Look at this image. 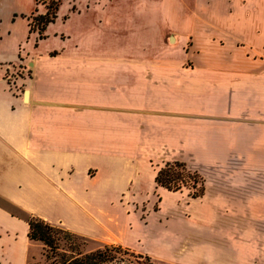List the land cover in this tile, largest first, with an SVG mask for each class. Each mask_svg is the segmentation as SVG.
Wrapping results in <instances>:
<instances>
[{
  "label": "crops",
  "instance_id": "1",
  "mask_svg": "<svg viewBox=\"0 0 264 264\" xmlns=\"http://www.w3.org/2000/svg\"><path fill=\"white\" fill-rule=\"evenodd\" d=\"M18 1L0 0V264H26L27 217L144 264H264V0H64L41 36ZM167 162L203 195L157 186Z\"/></svg>",
  "mask_w": 264,
  "mask_h": 264
},
{
  "label": "trees",
  "instance_id": "2",
  "mask_svg": "<svg viewBox=\"0 0 264 264\" xmlns=\"http://www.w3.org/2000/svg\"><path fill=\"white\" fill-rule=\"evenodd\" d=\"M63 1L35 0L36 8L28 18V33L36 32L41 36L47 25L55 20ZM40 7L43 13H39ZM155 183L174 192L186 188L191 198L204 193L203 177L182 162L165 163L158 170ZM26 220L29 246L39 245L42 250L38 256H27L26 264H142L151 261L127 248L79 236L35 217Z\"/></svg>",
  "mask_w": 264,
  "mask_h": 264
},
{
  "label": "rangeland",
  "instance_id": "3",
  "mask_svg": "<svg viewBox=\"0 0 264 264\" xmlns=\"http://www.w3.org/2000/svg\"><path fill=\"white\" fill-rule=\"evenodd\" d=\"M30 2H31V0H19L18 1V3H20L19 4V6H21V7H24V6H28V5H30ZM43 11H44V9L42 8V7H40L39 8V13H43ZM23 30H24V26L21 24V27L19 28V31L20 32H22L23 33ZM187 40V45H189L190 44V41H189V39H186ZM22 66V65H21ZM25 67H26V65H25ZM17 69H18V67H17ZM16 73L17 74H20V75H24V73H26V70L24 69V70H16ZM182 190H186L188 193H189V190L188 189H186V188H183ZM181 191V190H180ZM173 197L172 196H168V198H167V201L170 203V202H172V201H174V199H172ZM156 219L154 218L153 219V223H154V225L156 226L157 225V221H155ZM142 224V223H141ZM146 231V230H145ZM144 229H143V227H139L138 228V230H137V232H135V235L130 239V240H132V242L135 240V238L136 237H139L140 235H144ZM149 232L150 231H146V234H145V241H144V243H143V246H142V250H144V249H147L148 251H154V246H153V244H151L150 242H149V240L147 239L148 238V234H149ZM29 252L27 253V256L28 257H30L31 255H35V256H38L37 254H39V253H41L42 252V250H41V248H40V246L39 245H34V246H32V245H30L29 246ZM142 264H144V263H142Z\"/></svg>",
  "mask_w": 264,
  "mask_h": 264
},
{
  "label": "water",
  "instance_id": "4",
  "mask_svg": "<svg viewBox=\"0 0 264 264\" xmlns=\"http://www.w3.org/2000/svg\"><path fill=\"white\" fill-rule=\"evenodd\" d=\"M28 91H24V97L26 98Z\"/></svg>",
  "mask_w": 264,
  "mask_h": 264
}]
</instances>
